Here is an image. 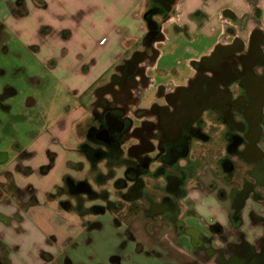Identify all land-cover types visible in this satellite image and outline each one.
<instances>
[{
	"label": "flooded vegetation",
	"instance_id": "flooded-vegetation-1",
	"mask_svg": "<svg viewBox=\"0 0 264 264\" xmlns=\"http://www.w3.org/2000/svg\"><path fill=\"white\" fill-rule=\"evenodd\" d=\"M174 1L147 0L139 42L94 86L73 95L78 110L70 130L78 169L65 170L56 192L47 195L54 200L60 194L57 206L65 212L114 210L117 225L125 228L123 238L139 256L161 264H172L165 258L171 252L168 236L177 253L184 238L191 242L189 260L181 264H203L216 254L220 264H248L253 253L248 245L214 246L216 237L226 241L214 218L205 222L204 235L187 225L186 219L200 217L186 197L200 188L202 173L224 174L233 226L245 199L258 200L254 182H262L258 175L264 168V32L252 31L247 44L236 38L216 48L195 65L199 73L185 88L168 91L151 81L146 66L157 54L152 43L161 39V23ZM245 1L250 12L240 28L249 15L257 20L261 13L260 0ZM235 173L239 179L231 181ZM227 249L233 251L229 259L221 255Z\"/></svg>",
	"mask_w": 264,
	"mask_h": 264
},
{
	"label": "crops",
	"instance_id": "crops-1",
	"mask_svg": "<svg viewBox=\"0 0 264 264\" xmlns=\"http://www.w3.org/2000/svg\"><path fill=\"white\" fill-rule=\"evenodd\" d=\"M132 2L133 9L128 14H120L121 17H116L113 23L105 28L100 27L102 29L96 32L98 37L93 41L94 52L89 53L86 47L91 40L88 35L78 36V30L75 29L69 34L68 39L72 41L74 50L69 49L62 55L54 69L58 68L61 74L68 77V90L72 95H79L81 91L94 86L123 60L125 50L133 48L141 39L144 32V25H141L139 20L141 0ZM260 9L257 20L249 15L244 20V27L240 28V19L250 12L245 0H175L172 12L161 23V39L152 43L157 54L146 66L151 81L155 78L163 83L168 91H173L178 86L185 88L199 73L195 65L216 48L229 45L236 38L247 44L252 31L264 32V0H260ZM71 53L72 58L69 57ZM77 110V103L74 101L72 111L52 125L62 145L58 152L52 151L55 139L51 141L53 133H49L48 127L45 126L38 134L41 146L36 150L34 146L29 147L23 151L24 154L18 155L22 160L29 161L38 154L47 156L48 160L45 157V161L41 162L42 167H45L43 172L33 175V172L28 170L31 172L30 176L38 179L37 184L22 179L25 176L21 174L24 170L20 171L21 168L18 169L15 164L16 161L22 163L20 159L11 161L12 165L8 164L10 166L7 165L4 172H0V264H66L68 261V258L62 256L65 243L75 232L70 223L72 219H69L70 216L65 211L59 209L52 198L46 197L60 182L65 170L61 166L59 173L47 186H41L43 184L39 178L42 177L43 181L45 178H51L49 172L57 160L62 161V154L65 158L62 164H66V152L61 150V147L71 139L70 122ZM261 148H264V143ZM13 166V171L5 172L8 167ZM25 166L28 167L27 164ZM259 173L258 177L262 182H254V192L257 193L258 200L250 196L245 199L239 220L234 226L229 221V187L221 181L224 174L218 172L213 176L210 173H202L199 175L200 188L189 190L186 197L188 208L200 217L196 219L192 216L186 219L187 225L204 235L207 225L205 222L214 218L226 235L225 243L216 237L214 246L234 247L240 243L248 245L253 252L247 255L248 264H264V168L259 170ZM232 175L231 181L239 179L238 174ZM251 177L255 180L256 176ZM208 184L213 185V188L209 189ZM222 192L224 197H221ZM164 240L168 246L167 250L171 249L170 255L165 257L170 263L181 264L189 260L191 242L188 239L184 238L179 253L171 244L172 238L168 236L164 237ZM228 250L221 253L225 259H229L233 253L232 249ZM216 255H212L203 264H220ZM239 258L240 262L244 260ZM145 259L158 262L148 257Z\"/></svg>",
	"mask_w": 264,
	"mask_h": 264
},
{
	"label": "rangeland",
	"instance_id": "rangeland-1",
	"mask_svg": "<svg viewBox=\"0 0 264 264\" xmlns=\"http://www.w3.org/2000/svg\"><path fill=\"white\" fill-rule=\"evenodd\" d=\"M146 2L141 0V13ZM132 4V0H0V153L3 155L0 171L11 161L20 159L22 163L16 161L15 164L20 171L24 170L22 179L37 184L38 179L33 175L40 174L41 162L47 156L38 154L29 161L18 155L29 147L34 146L36 150L41 146L38 134L45 126L53 133L51 141L55 139L52 151L58 152L62 146L53 124L72 111L74 97L68 90L70 80L54 66L69 49L74 50L69 34L75 29L78 36L88 35L90 44L85 46L89 53L94 52L96 32L113 23L120 14H128L133 9ZM139 20L144 25L141 14ZM128 51L125 50L124 58ZM97 53L100 55L99 51ZM69 57H73L72 53ZM27 98H30L28 106ZM73 143L70 139L61 147L66 152L67 165L62 164L65 160L62 154V161L57 160L49 172L51 178H45L46 182L39 178L41 186H47L61 166L69 174L78 169ZM13 170L14 166L5 172ZM28 170L33 175L30 176ZM54 192L52 188L50 193ZM54 198L56 205L62 199L60 194H55ZM66 213L75 229L63 250L62 257L68 258L66 264H161V260L149 262L139 256L134 245L123 238L125 228L117 225L114 210Z\"/></svg>",
	"mask_w": 264,
	"mask_h": 264
}]
</instances>
